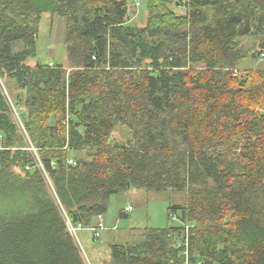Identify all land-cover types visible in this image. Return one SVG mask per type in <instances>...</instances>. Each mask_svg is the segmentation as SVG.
Returning a JSON list of instances; mask_svg holds the SVG:
<instances>
[{
    "label": "trees",
    "instance_id": "1",
    "mask_svg": "<svg viewBox=\"0 0 264 264\" xmlns=\"http://www.w3.org/2000/svg\"><path fill=\"white\" fill-rule=\"evenodd\" d=\"M45 14L65 20L67 66L27 64ZM146 14L131 27L127 0H0V80L24 131L0 88V264H85L67 224L91 230L130 188L184 193L180 224L100 264H264V68L238 69L264 53V0Z\"/></svg>",
    "mask_w": 264,
    "mask_h": 264
},
{
    "label": "rangeland",
    "instance_id": "2",
    "mask_svg": "<svg viewBox=\"0 0 264 264\" xmlns=\"http://www.w3.org/2000/svg\"><path fill=\"white\" fill-rule=\"evenodd\" d=\"M129 5L131 27H143L146 22V0H127ZM138 2V5H137ZM177 15H183L184 10L173 8ZM66 34L65 20L59 16L45 14L41 17L39 34L36 40V55L27 61L29 66L36 64L67 66L66 47L64 44ZM239 48L249 55L250 51L257 52L258 38H240ZM264 68V59H253L251 56L238 64L239 70ZM0 88L9 105L12 107L13 117L21 133L24 131L20 118L14 113L15 96L19 93L13 81L0 80ZM17 111V110H16ZM131 138V132L119 127L113 134V142L124 144ZM30 148V147H29ZM73 156L85 159L83 152H72ZM37 166L40 167L37 160ZM185 194L177 191L147 192L142 189L130 188L125 192L112 196L109 200L108 211L104 215L105 229L101 231L99 241H94L89 229H75L72 236L81 249L85 264H100L110 255L111 245L136 244L142 242L148 230L178 226L180 223L172 214L173 206H184ZM127 213H123L128 208ZM71 227V226H70ZM68 229H74L73 227ZM72 231V230H71ZM89 262V263H88Z\"/></svg>",
    "mask_w": 264,
    "mask_h": 264
},
{
    "label": "built area",
    "instance_id": "3",
    "mask_svg": "<svg viewBox=\"0 0 264 264\" xmlns=\"http://www.w3.org/2000/svg\"><path fill=\"white\" fill-rule=\"evenodd\" d=\"M137 5H138V3H137ZM261 57H262V59H264V53L261 55ZM50 66H52L51 64H50ZM14 113L17 115V112H16V110H14ZM18 116V115H17ZM29 151L30 152H32V153H35V149L34 148H29ZM36 163H37V161H36ZM69 163L71 164V163H73L72 161H69ZM129 210H131V208L129 207L128 209H126L125 211H123V213H127ZM97 225L96 226H94L93 228H91V233H92V238L95 240V241H99V239H100V236H101V231H103L104 230V224H103V219H102V217L101 216H98L97 217ZM69 227H70V225L69 224H67ZM71 228V227H70ZM72 230V231H71ZM71 230H69V232L71 233V232H73V235H75V229H72L71 228ZM187 230V229H186ZM72 234V233H71ZM89 263V262H88Z\"/></svg>",
    "mask_w": 264,
    "mask_h": 264
},
{
    "label": "crops",
    "instance_id": "4",
    "mask_svg": "<svg viewBox=\"0 0 264 264\" xmlns=\"http://www.w3.org/2000/svg\"><path fill=\"white\" fill-rule=\"evenodd\" d=\"M103 219H104V216H103ZM109 258V257H108ZM108 260V259H107ZM104 261H106V260H104Z\"/></svg>",
    "mask_w": 264,
    "mask_h": 264
},
{
    "label": "bare ground",
    "instance_id": "5",
    "mask_svg": "<svg viewBox=\"0 0 264 264\" xmlns=\"http://www.w3.org/2000/svg\"><path fill=\"white\" fill-rule=\"evenodd\" d=\"M138 3V2H137Z\"/></svg>",
    "mask_w": 264,
    "mask_h": 264
}]
</instances>
